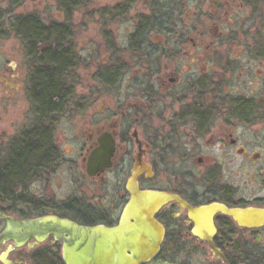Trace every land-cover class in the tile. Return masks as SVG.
I'll list each match as a JSON object with an SVG mask.
<instances>
[{"label":"flooded vegetation","instance_id":"1","mask_svg":"<svg viewBox=\"0 0 264 264\" xmlns=\"http://www.w3.org/2000/svg\"><path fill=\"white\" fill-rule=\"evenodd\" d=\"M117 1L91 15L55 2L57 22L46 0H0V121L22 112L0 126V216L114 227L134 174L168 197L141 264H264V37L228 30L264 0ZM61 251L28 237L7 259L64 264Z\"/></svg>","mask_w":264,"mask_h":264},{"label":"water","instance_id":"2","mask_svg":"<svg viewBox=\"0 0 264 264\" xmlns=\"http://www.w3.org/2000/svg\"><path fill=\"white\" fill-rule=\"evenodd\" d=\"M128 190L130 202L114 227L84 226L57 216L13 220L1 215L6 228L0 235V245L3 240L13 244L0 253V262L13 264L7 259L8 253L22 246L28 237L41 241L49 235L61 242L64 264H141L151 260L162 241L161 229L153 214L168 197L151 191H138L134 174Z\"/></svg>","mask_w":264,"mask_h":264},{"label":"rangeland","instance_id":"3","mask_svg":"<svg viewBox=\"0 0 264 264\" xmlns=\"http://www.w3.org/2000/svg\"><path fill=\"white\" fill-rule=\"evenodd\" d=\"M86 1L87 2L90 1V3L87 4V7L85 9L87 10V12H91L92 9H97L103 6L114 4L116 3L117 0H86ZM136 1H135L136 5L140 4V0H136ZM260 1L261 0H257V2H260ZM46 4L48 6L49 18L52 19L53 21L63 22V18L61 17V11L56 9L55 7L56 6L55 1L46 0ZM258 4H256V6H258ZM85 9L83 10L85 11ZM62 13L64 14V11ZM237 17H238V20H236L234 25L228 28V30L233 29V30H236L237 32L240 31L242 35H245V36L264 37V6H262V4L259 5V8H257L256 12L254 11L252 7L246 8L245 10H242V12H240L237 15ZM64 18H65L64 22L67 21L66 17ZM68 20L75 22V25L74 24L71 25V30L74 28V26L75 27L77 26V22L81 23L83 20L86 21L85 25L80 26L77 29L78 31L76 30L78 33H75L74 35L76 36L75 40L78 42L79 46L85 45L87 43V38L91 39V32H92L91 18L87 19L86 16H81L80 11H77V13L75 14V17L74 18L71 17ZM66 35L71 36L69 32ZM82 53H84V51ZM18 109H19L18 106L15 105V110L12 112V114L7 117H4L2 121H0V126L5 128V129L2 128V130H6V133H8L7 130L8 128L10 129L9 126L10 124H12L11 120L16 116H20V113H22L18 111ZM5 138H8V137L5 135Z\"/></svg>","mask_w":264,"mask_h":264},{"label":"trees","instance_id":"4","mask_svg":"<svg viewBox=\"0 0 264 264\" xmlns=\"http://www.w3.org/2000/svg\"><path fill=\"white\" fill-rule=\"evenodd\" d=\"M54 1L56 3L57 2L58 3H63L64 6H71V5L87 6V4L90 3V1L87 2L86 0H54ZM127 1H128V3H130L129 2L130 0H127ZM64 11H65V14L72 15L75 10H73V9H67V10H64ZM85 11H86V14H88V12H87L86 9H85ZM89 13H90L89 15H91V12H89ZM56 30H58V29L57 28L48 27V33H47V35L49 37L59 36L60 34ZM64 35H66V34H64ZM50 61H51V59H50ZM55 61L56 62H61V58L60 57L52 56V64H54ZM51 70L52 69H50V68L47 70V73H48L47 77L49 79L51 78V74H50V71ZM49 92H50V90H49Z\"/></svg>","mask_w":264,"mask_h":264}]
</instances>
